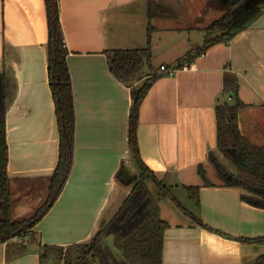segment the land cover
I'll return each mask as SVG.
<instances>
[{
	"label": "crops",
	"instance_id": "0c3cea01",
	"mask_svg": "<svg viewBox=\"0 0 264 264\" xmlns=\"http://www.w3.org/2000/svg\"><path fill=\"white\" fill-rule=\"evenodd\" d=\"M208 1L153 0L150 19L149 0H59L76 111L73 168L59 199L33 229L36 242L25 240L27 254L8 261L7 244H0V264H41L42 246L90 243L115 216L139 169L128 144L131 89L112 74L106 53L145 49L150 27L153 46L158 24L168 29L182 18H204L206 12L194 4L203 8ZM48 40L45 0H0V117L5 105L15 220L30 218L47 200L58 164ZM178 59L153 65L158 77L139 112L141 160L176 192L170 199L179 206L168 198L160 202L169 224L163 264H255L264 256V241L258 242L264 239V209L245 202L246 192L228 186L227 173L218 168L235 173L218 149L216 109L238 95L244 104L238 117L242 134L254 145L264 144V14L174 76L161 72ZM186 187L200 188V208H185L178 200Z\"/></svg>",
	"mask_w": 264,
	"mask_h": 264
},
{
	"label": "trees",
	"instance_id": "16d2710c",
	"mask_svg": "<svg viewBox=\"0 0 264 264\" xmlns=\"http://www.w3.org/2000/svg\"><path fill=\"white\" fill-rule=\"evenodd\" d=\"M248 1V0H247ZM153 0H149V18L154 16ZM48 21V58L50 87L56 104V116L60 133L58 164L50 179L49 193L45 204L30 218H13L11 181L8 175L9 147L6 138L5 105L0 117V244H7V259L27 254L25 240L34 244L32 233L59 199L71 174L74 163L76 138V111L72 77L68 65L69 50L63 33L59 0H45ZM235 1L220 19L215 21L206 36L204 47L196 55L189 54L179 60L174 68H184L193 62L195 56H203L211 47L229 43L240 33L250 28L264 14V0H250L249 3ZM145 49L109 50L108 63L112 74L131 89L133 106L129 117L128 144L139 175L122 206L111 221L99 231L90 243L67 248L44 245L41 248V264H163L164 234L169 224L161 217L160 202L172 197V193L159 181L141 160L138 143L139 112L151 84L158 75L153 70L151 30ZM207 32V34H208ZM146 73L150 78L139 86ZM244 106L238 95L234 102H222L217 106V143L225 156L233 159L236 172L230 174L222 165L218 167L227 173V185L246 192L242 199L264 209V144L251 143L241 132L238 117ZM206 184L209 180L203 168H199ZM229 181V182H228ZM150 184L158 188L155 196ZM209 185V184H208ZM189 199L197 208L201 207L200 188H185ZM112 238V245L109 239ZM17 240L18 242H14ZM250 241V240H245ZM264 239H258V242ZM255 264H264L261 256Z\"/></svg>",
	"mask_w": 264,
	"mask_h": 264
},
{
	"label": "rangeland",
	"instance_id": "374dc122",
	"mask_svg": "<svg viewBox=\"0 0 264 264\" xmlns=\"http://www.w3.org/2000/svg\"><path fill=\"white\" fill-rule=\"evenodd\" d=\"M194 6L196 11L201 12L203 9V11L206 12L205 14L207 16L205 15L204 18H202V16L204 15L202 16L200 15L199 17L195 16L193 19L182 18L181 22L178 21L174 22L172 25H170L168 29L165 28L163 29V27H161V24H158V27L161 29V32L160 34L158 33L154 35V41L152 46L154 61L152 62L153 63L152 65L155 66L157 65L158 67L160 63L167 61V59H171V58H175V59L179 58L178 60H182L192 53L191 49H194V47L195 48L197 47L198 50L202 49L206 41V36L210 35V38L215 36V34H210L208 32V28H210V26L215 21H217L224 14H226L229 9L227 4H225L222 0H217V2H215L214 4H212L211 1L209 0L208 3L205 5L206 7L203 8L197 4H194ZM167 27H168V23H167ZM178 28H182V30L178 31ZM195 29H197L198 31ZM172 31H175L177 35H170L168 33ZM144 74L146 76V71ZM148 79L149 78L147 79L145 78L141 82H137L135 86H139L143 84ZM224 162L229 169H232L233 172H236L235 164L231 157L224 155ZM217 173L219 172L217 171ZM219 177L220 179L222 178L221 176ZM153 185L154 184H150V189L153 192V194L156 196L157 188ZM170 191L173 195L176 193L171 189ZM177 197L179 198L178 200L182 203V205L185 208L188 206V203L190 205L192 204L188 194L185 191H181L180 194H177ZM167 198L169 204H171L172 206L174 203L170 199L171 197H167ZM45 202L40 204V206L37 208V211L45 204ZM174 206L177 210H179L178 209L179 206L177 207L175 204ZM108 242L110 245H112V238H110Z\"/></svg>",
	"mask_w": 264,
	"mask_h": 264
},
{
	"label": "built area",
	"instance_id": "2783aa9c",
	"mask_svg": "<svg viewBox=\"0 0 264 264\" xmlns=\"http://www.w3.org/2000/svg\"><path fill=\"white\" fill-rule=\"evenodd\" d=\"M160 70H161V72L164 73L166 76H170V77L174 76L175 73L177 72L176 69H174V68H169V67H166V66H162V67L160 68Z\"/></svg>",
	"mask_w": 264,
	"mask_h": 264
},
{
	"label": "flooded vegetation",
	"instance_id": "af4514ba",
	"mask_svg": "<svg viewBox=\"0 0 264 264\" xmlns=\"http://www.w3.org/2000/svg\"><path fill=\"white\" fill-rule=\"evenodd\" d=\"M225 4H227V6H228V8H230L231 6V4L233 3V2H235V1H239V2H244V5L246 6L247 4L246 3H249L250 2V0H222Z\"/></svg>",
	"mask_w": 264,
	"mask_h": 264
}]
</instances>
